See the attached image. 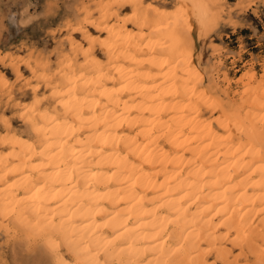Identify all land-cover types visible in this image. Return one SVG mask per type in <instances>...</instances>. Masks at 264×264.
Segmentation results:
<instances>
[{
  "label": "bare ground",
  "instance_id": "6f19581e",
  "mask_svg": "<svg viewBox=\"0 0 264 264\" xmlns=\"http://www.w3.org/2000/svg\"><path fill=\"white\" fill-rule=\"evenodd\" d=\"M175 1L83 10L61 69L25 64L43 98L0 100V232L50 264H264V73L220 99L193 53L219 3Z\"/></svg>",
  "mask_w": 264,
  "mask_h": 264
},
{
  "label": "rangeland",
  "instance_id": "374dc122",
  "mask_svg": "<svg viewBox=\"0 0 264 264\" xmlns=\"http://www.w3.org/2000/svg\"><path fill=\"white\" fill-rule=\"evenodd\" d=\"M216 1L219 4L215 22L202 37L196 38L193 53L200 58L205 85L212 86L220 99L235 100V91L241 87L240 76L253 73L259 80L264 73V0ZM119 5L112 0H0V82L5 83L0 100L7 101L10 90L15 104L40 101L42 92L33 95L25 89L26 81L32 78L25 64L34 69L42 65L50 73L61 69L62 57L70 53L71 29L82 20L83 10L97 18L98 9L108 6V12L118 11V18H130L131 9ZM149 5L166 12L177 9L175 0H141L140 8ZM128 28L135 32L132 26ZM72 38L73 43H82L79 35ZM96 55L103 60L98 51ZM12 64L18 67V75ZM1 116L12 122L16 130L25 129L14 108L0 104ZM0 264L50 263L28 241H19L14 234L1 231Z\"/></svg>",
  "mask_w": 264,
  "mask_h": 264
}]
</instances>
